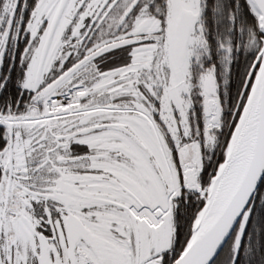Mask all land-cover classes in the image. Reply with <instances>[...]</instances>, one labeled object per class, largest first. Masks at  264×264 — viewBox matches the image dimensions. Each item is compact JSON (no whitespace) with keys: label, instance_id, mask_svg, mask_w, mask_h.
<instances>
[{"label":"snow or ice","instance_id":"snow-or-ice-1","mask_svg":"<svg viewBox=\"0 0 264 264\" xmlns=\"http://www.w3.org/2000/svg\"><path fill=\"white\" fill-rule=\"evenodd\" d=\"M0 264H264V0H0Z\"/></svg>","mask_w":264,"mask_h":264}]
</instances>
